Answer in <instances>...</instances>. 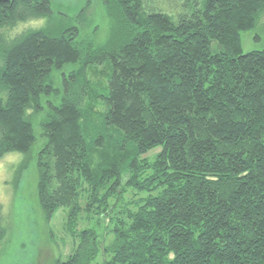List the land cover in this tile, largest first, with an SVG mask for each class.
Segmentation results:
<instances>
[{"label":"trees","instance_id":"trees-1","mask_svg":"<svg viewBox=\"0 0 264 264\" xmlns=\"http://www.w3.org/2000/svg\"><path fill=\"white\" fill-rule=\"evenodd\" d=\"M151 2L101 0L97 44L62 3L0 1V159L43 140L57 264H264V47L242 48L264 0Z\"/></svg>","mask_w":264,"mask_h":264},{"label":"rangeland","instance_id":"rangeland-1","mask_svg":"<svg viewBox=\"0 0 264 264\" xmlns=\"http://www.w3.org/2000/svg\"><path fill=\"white\" fill-rule=\"evenodd\" d=\"M62 7L54 9L79 17L82 35H88L97 44L105 43L111 35V23L105 17L101 0H55ZM152 4L171 3L172 0H151ZM87 7V8H84ZM84 10V11H83ZM81 13V14H80ZM59 17V16H58ZM55 20V19H53ZM53 20L35 19L2 30L6 38L15 37L31 28H41ZM256 37L258 39L256 40ZM264 47V14L255 29L242 34L243 53ZM37 132L39 128H37ZM43 140L35 147L37 152ZM28 158L20 153H9L0 159V206L6 237L0 242V264H57L66 260L73 245L65 229V213L58 212L46 221L37 198L38 168L34 154ZM90 224L83 220L81 227Z\"/></svg>","mask_w":264,"mask_h":264},{"label":"water","instance_id":"water-1","mask_svg":"<svg viewBox=\"0 0 264 264\" xmlns=\"http://www.w3.org/2000/svg\"><path fill=\"white\" fill-rule=\"evenodd\" d=\"M0 1H6V0H0Z\"/></svg>","mask_w":264,"mask_h":264}]
</instances>
